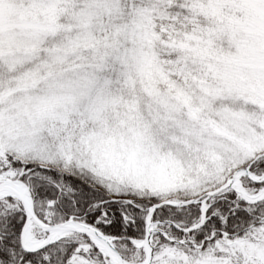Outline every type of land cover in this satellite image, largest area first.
<instances>
[{"label": "snow or ice", "instance_id": "6c2138e0", "mask_svg": "<svg viewBox=\"0 0 264 264\" xmlns=\"http://www.w3.org/2000/svg\"><path fill=\"white\" fill-rule=\"evenodd\" d=\"M0 264H264V0H0Z\"/></svg>", "mask_w": 264, "mask_h": 264}]
</instances>
